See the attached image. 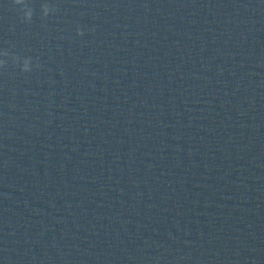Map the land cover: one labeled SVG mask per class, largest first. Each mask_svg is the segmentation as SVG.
Wrapping results in <instances>:
<instances>
[{
    "label": "clouds",
    "instance_id": "1",
    "mask_svg": "<svg viewBox=\"0 0 264 264\" xmlns=\"http://www.w3.org/2000/svg\"><path fill=\"white\" fill-rule=\"evenodd\" d=\"M14 3L16 5L21 6L19 8V11L22 14V20L26 23L31 22L33 17V9L29 6L27 3V0H14ZM56 11V8L48 3H43L41 5V13L43 17H47L49 14L54 13ZM78 35H83V31L81 29H77ZM0 56L7 57L9 56L8 51L0 52ZM14 64H19L20 70L24 73L31 72L34 68H39V63H33V60L31 57H24L21 58L19 56H12L11 57ZM6 61L4 59H0V68H4L6 66Z\"/></svg>",
    "mask_w": 264,
    "mask_h": 264
}]
</instances>
